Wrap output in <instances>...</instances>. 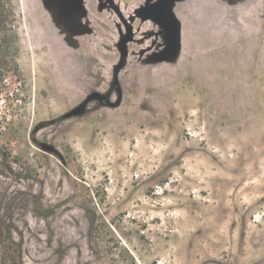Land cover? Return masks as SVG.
Here are the masks:
<instances>
[{
  "label": "rangeland",
  "instance_id": "374dc122",
  "mask_svg": "<svg viewBox=\"0 0 264 264\" xmlns=\"http://www.w3.org/2000/svg\"><path fill=\"white\" fill-rule=\"evenodd\" d=\"M0 264H264V0H0Z\"/></svg>",
  "mask_w": 264,
  "mask_h": 264
}]
</instances>
